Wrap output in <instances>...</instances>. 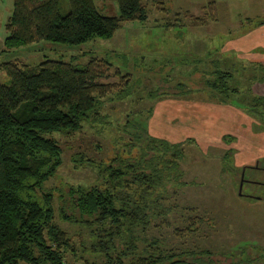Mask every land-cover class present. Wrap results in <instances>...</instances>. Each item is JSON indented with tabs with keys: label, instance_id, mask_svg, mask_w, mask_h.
Returning a JSON list of instances; mask_svg holds the SVG:
<instances>
[{
	"label": "rangeland",
	"instance_id": "rangeland-1",
	"mask_svg": "<svg viewBox=\"0 0 264 264\" xmlns=\"http://www.w3.org/2000/svg\"><path fill=\"white\" fill-rule=\"evenodd\" d=\"M143 4L146 21L124 22L111 39L79 45L39 41L3 52L13 0H0V64L35 66L62 60L83 66L93 58L111 64L99 80L116 84L103 99L101 121L84 125L69 138L52 136L62 150V164L44 189L54 196V221L77 251L69 260L103 264L88 250L87 230L58 215V198L68 186L103 183L94 170L78 168L72 159L82 155L109 163L115 155L136 157L137 148L128 153L131 136L123 126L140 122L150 134L177 139L184 149L179 161L184 184L170 185L166 202L176 209L149 229L147 238L177 253L206 251L214 264H264V186L247 182L239 194L242 168H264V105L255 108L256 114L246 105L254 97L264 98V38L259 37H264V0H144ZM95 6L103 15L119 13L112 0H97ZM199 18L203 23L197 22ZM167 23L175 25L166 27ZM193 59H218L221 69L232 73L229 85L237 92L227 104L210 103L205 93L174 97L179 84L203 86L200 72L193 71ZM7 81L0 71V83ZM220 106L225 107L223 115ZM224 136L234 140L226 142ZM249 173L244 172L245 179L264 183V170ZM189 218L200 221L193 225L195 231L184 232Z\"/></svg>",
	"mask_w": 264,
	"mask_h": 264
},
{
	"label": "trees",
	"instance_id": "trees-1",
	"mask_svg": "<svg viewBox=\"0 0 264 264\" xmlns=\"http://www.w3.org/2000/svg\"><path fill=\"white\" fill-rule=\"evenodd\" d=\"M95 1L13 0L3 52L39 41L79 45L107 40L124 22L147 19L144 0H112L117 16L101 14ZM191 65L203 77V86L179 84L174 97L205 93L210 103L224 105L237 92L229 85L232 73L221 69L218 59H193ZM110 69L109 62L95 58L83 66L62 60L0 64L8 79L0 83V264H75L69 256L77 251L54 221V196L44 189L62 164V150L52 136L69 138L84 125L101 121L103 99L116 87L99 82ZM246 105L255 113L264 98L254 97ZM123 129L131 136L128 153L137 148V156L115 155L103 163L75 155L76 166L90 167L103 183L61 191L59 218L87 230L88 250L103 264H214L206 251L177 253L147 238V231L176 209L166 202L170 185L184 184L179 171L183 143L155 137L140 122H126ZM229 154L223 156V169ZM243 168L249 175L260 171ZM197 221L189 218L183 231H195Z\"/></svg>",
	"mask_w": 264,
	"mask_h": 264
},
{
	"label": "crops",
	"instance_id": "crops-1",
	"mask_svg": "<svg viewBox=\"0 0 264 264\" xmlns=\"http://www.w3.org/2000/svg\"><path fill=\"white\" fill-rule=\"evenodd\" d=\"M260 38H264L263 36H259ZM257 60H261L260 58H257ZM261 91L262 92H264V82L261 84ZM209 106H211V105H209ZM225 107H219V112L223 115V109H224ZM151 135H153V134H151ZM153 136H155V135H153ZM155 137H159V138H163V139H166L167 141H169V142H171V143H175V142H179V141H176L177 139H173L174 141H172L171 139H168L167 137H165V136H155Z\"/></svg>",
	"mask_w": 264,
	"mask_h": 264
},
{
	"label": "water",
	"instance_id": "water-1",
	"mask_svg": "<svg viewBox=\"0 0 264 264\" xmlns=\"http://www.w3.org/2000/svg\"><path fill=\"white\" fill-rule=\"evenodd\" d=\"M244 172H245V168H242V173L240 175V182H239V194H241V189H242L243 184L246 182H249L248 180H246L244 178ZM262 184H264V183H262Z\"/></svg>",
	"mask_w": 264,
	"mask_h": 264
},
{
	"label": "flooded vegetation",
	"instance_id": "flooded-vegetation-1",
	"mask_svg": "<svg viewBox=\"0 0 264 264\" xmlns=\"http://www.w3.org/2000/svg\"><path fill=\"white\" fill-rule=\"evenodd\" d=\"M253 169H258V170H264V168H259V167H255V166H253L252 167ZM247 180V179H246ZM247 183V182H246ZM254 184V185H256V184H258V185H261L262 183L261 182H258V181H255V180H251V181H249L248 182V184ZM263 186H264V184H262ZM251 197V196H250Z\"/></svg>",
	"mask_w": 264,
	"mask_h": 264
}]
</instances>
